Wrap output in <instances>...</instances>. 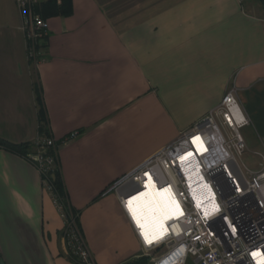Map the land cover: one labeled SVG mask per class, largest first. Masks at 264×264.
Instances as JSON below:
<instances>
[{
	"label": "crops",
	"instance_id": "1",
	"mask_svg": "<svg viewBox=\"0 0 264 264\" xmlns=\"http://www.w3.org/2000/svg\"><path fill=\"white\" fill-rule=\"evenodd\" d=\"M71 6L70 14L45 18L36 61L23 26L3 35L0 138L37 144L41 125L48 129L69 210L79 214L96 263L122 264L140 255L141 243L111 186L220 105L231 87L251 118L246 135L255 131L264 152V3ZM15 147L0 146V264H77L55 198L36 163Z\"/></svg>",
	"mask_w": 264,
	"mask_h": 264
},
{
	"label": "built area",
	"instance_id": "2",
	"mask_svg": "<svg viewBox=\"0 0 264 264\" xmlns=\"http://www.w3.org/2000/svg\"><path fill=\"white\" fill-rule=\"evenodd\" d=\"M17 2L29 58L36 61L47 23L37 11L38 0ZM250 124L236 87H231L220 105L111 186L139 237V256L148 257L149 264H187L189 257L194 264H264V154L259 153L258 170L242 159L248 148L242 129ZM37 144V152L28 157L44 175L57 163L46 148L58 145L51 136ZM150 185L167 193L172 216L161 229L143 235L132 208ZM55 201L66 219L63 238L69 252L81 264H97L75 218Z\"/></svg>",
	"mask_w": 264,
	"mask_h": 264
},
{
	"label": "trees",
	"instance_id": "3",
	"mask_svg": "<svg viewBox=\"0 0 264 264\" xmlns=\"http://www.w3.org/2000/svg\"><path fill=\"white\" fill-rule=\"evenodd\" d=\"M263 3H264V0H263ZM37 11L41 14V16L44 19L49 16H54L58 14H70L72 12L71 0H61L60 3L58 2V0L41 1L40 3L37 4ZM36 91H37V99L38 101H40L41 93H40V89L37 86H36ZM44 120H45L44 113L41 111V121L43 122ZM40 132L43 135V138L50 136L48 129L44 125H41ZM2 145L16 146L15 148L27 157L30 153H36L38 150V145L35 143L24 142V143L16 144V143H12L5 139L0 138V146ZM45 153L46 155L56 156L57 163H55L53 166H50L47 169V171H45L46 173L42 175V177L48 182L49 185H51V193L53 197L56 198L58 202L64 204L66 213L73 215L77 226L81 230L80 223H79V214L77 212L71 213L69 210V206H68L69 199H68L66 186H65L63 176H62L61 167L57 159V155H56L57 150H55L52 147H47ZM66 226L62 230V237L65 236ZM68 251H69V248H68ZM69 254H70L69 257L71 258V260H73L77 264H81L71 255V252H69ZM122 264H149V258L146 256H138L134 259L123 262Z\"/></svg>",
	"mask_w": 264,
	"mask_h": 264
},
{
	"label": "bare ground",
	"instance_id": "4",
	"mask_svg": "<svg viewBox=\"0 0 264 264\" xmlns=\"http://www.w3.org/2000/svg\"><path fill=\"white\" fill-rule=\"evenodd\" d=\"M171 201L164 191H157L155 187L148 186L141 193L132 208L133 216L141 226L143 235L150 230L161 229L172 216Z\"/></svg>",
	"mask_w": 264,
	"mask_h": 264
},
{
	"label": "rangeland",
	"instance_id": "5",
	"mask_svg": "<svg viewBox=\"0 0 264 264\" xmlns=\"http://www.w3.org/2000/svg\"><path fill=\"white\" fill-rule=\"evenodd\" d=\"M41 1L45 0H38V3H40ZM23 22V15L20 11V7L17 0H0V43L2 42L1 47L4 45V42L7 40L8 37H5L3 35H9V33L14 30L19 24V26L22 27ZM4 38H6L5 41ZM242 132L244 137L246 138L248 146L242 159L250 168L258 170L263 160L258 152L264 154L263 149L260 146V142L257 139L255 131L251 132V139H249V137L246 135V131L244 128L242 129ZM187 264H194L193 259L191 257H189Z\"/></svg>",
	"mask_w": 264,
	"mask_h": 264
},
{
	"label": "water",
	"instance_id": "6",
	"mask_svg": "<svg viewBox=\"0 0 264 264\" xmlns=\"http://www.w3.org/2000/svg\"><path fill=\"white\" fill-rule=\"evenodd\" d=\"M140 188L139 187H137L136 189H135V191H137V190H139ZM143 193V192H142Z\"/></svg>",
	"mask_w": 264,
	"mask_h": 264
}]
</instances>
